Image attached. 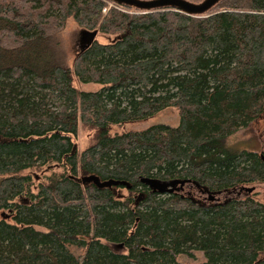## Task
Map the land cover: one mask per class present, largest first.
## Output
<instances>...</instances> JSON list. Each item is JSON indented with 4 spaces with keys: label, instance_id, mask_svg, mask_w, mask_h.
Here are the masks:
<instances>
[{
    "label": "trees",
    "instance_id": "trees-1",
    "mask_svg": "<svg viewBox=\"0 0 264 264\" xmlns=\"http://www.w3.org/2000/svg\"><path fill=\"white\" fill-rule=\"evenodd\" d=\"M108 1L0 0V264H185L194 250L197 264H264V202L237 193L264 182V150L224 145L264 107V0L203 15ZM68 19L104 37L70 64L55 39ZM168 107L175 126L110 132ZM80 127L93 132L82 150ZM42 167L61 172L34 191L24 171ZM81 171L131 189L119 198ZM141 177L199 187L151 193Z\"/></svg>",
    "mask_w": 264,
    "mask_h": 264
},
{
    "label": "rangeland",
    "instance_id": "rangeland-1",
    "mask_svg": "<svg viewBox=\"0 0 264 264\" xmlns=\"http://www.w3.org/2000/svg\"><path fill=\"white\" fill-rule=\"evenodd\" d=\"M200 0L194 1L198 2ZM108 7L113 5L110 1L107 2ZM107 8H104L102 12L106 13ZM83 29V27L78 26L72 19H68L64 28L60 30V32L56 35L55 39L59 42L61 47L64 60L67 64H70L80 47V34L79 31ZM97 39L104 40V37L101 35H97ZM74 84L80 89L86 91L97 90L99 88L98 85L93 83L83 84L79 83L77 80L74 81ZM178 112L173 107H168L158 112L154 116L134 122H126L120 126H111L110 132H121V131H137L144 129L151 124L155 123H164L167 125L175 126L178 123ZM93 132L86 127H80L78 129V134L76 136V145L78 150L84 149L89 143L92 141ZM224 145L231 150H240L247 149L251 151H255L257 154H260L262 150H264V107L262 112L256 117L253 121H251L248 126L243 127L228 136L224 140ZM28 173L32 177L33 182V190H36V185L39 182H44L46 177L50 174L59 173L61 169L52 167L50 170H45V167L42 168H34L24 171ZM80 175V173H79ZM78 175V176H79ZM246 187H254V189L247 193L244 190L239 193L238 196H244L245 194H250L254 199L264 202V182H256L250 185H246ZM124 196L128 194L126 189H121L119 191ZM136 195V194H135ZM1 213V212H0ZM113 249L116 248L113 244L110 245ZM70 250L74 252L76 255H81L83 253V248L78 246H69ZM116 250V249H115ZM118 251H121L119 249ZM176 259L180 263H192L197 264L204 261V256L201 251L194 250L192 251V256L186 254H180L176 256Z\"/></svg>",
    "mask_w": 264,
    "mask_h": 264
},
{
    "label": "water",
    "instance_id": "water-1",
    "mask_svg": "<svg viewBox=\"0 0 264 264\" xmlns=\"http://www.w3.org/2000/svg\"><path fill=\"white\" fill-rule=\"evenodd\" d=\"M110 1L129 7H134L142 11H155L162 8H174L190 15H203L207 13L212 7H214L221 0H200L198 2H194L190 0H110ZM79 33L81 35V45H80L79 53H82L94 42V40L97 37L98 31L97 29L89 30L83 28L80 30ZM126 34L127 33H124L121 36H124ZM121 36L118 37L120 38ZM81 181L84 185L86 183H92L98 189L112 188L116 186H125L127 189L131 187V184L128 181L115 180V179H102L100 176L94 173H90L82 176ZM140 182L146 185L151 193L169 194L178 188L177 187L178 184H180V187H182V185L185 182H189V180L188 179L163 180L155 177H141ZM253 189L254 187L244 186L239 189V192L244 190L245 192L250 193ZM208 193H209V199H213L215 193L214 192H208ZM140 198H141V194L137 196V201L140 200Z\"/></svg>",
    "mask_w": 264,
    "mask_h": 264
},
{
    "label": "flooded vegetation",
    "instance_id": "flooded-vegetation-1",
    "mask_svg": "<svg viewBox=\"0 0 264 264\" xmlns=\"http://www.w3.org/2000/svg\"><path fill=\"white\" fill-rule=\"evenodd\" d=\"M80 32V31H79ZM80 34V33H79ZM80 45H81V35H80ZM80 51V47H79V49H78V51L76 52V54H78V52ZM87 174H90V173H87V172H85V171H81L80 172V175L77 177V179L78 180H80L81 181V177L82 176H84V175H87ZM103 179V178H102ZM81 183H82V181H81ZM83 184V183H82ZM84 185V184H83ZM85 185H93L92 183H86ZM192 185H195L196 187H199V185L198 184H196V183H194L193 181L191 182L190 180H189V182H185L183 185H182V187H180V184H178L177 185V189L176 190H174L173 192H172V194H179V195H181V196H183V195H191V196H195L196 195V191H194V187H191ZM94 186V185H93ZM203 188V193L206 195V197H207V199L209 200V201H214V200H217V198L220 196L221 197V194L219 193V192H214L215 194H214V198L213 199H209V193H208V191L205 189V187H202ZM104 189V188H103ZM106 189H109V190H111L114 194H116L117 195V197H119V198H122V197H124V195L123 194H121L119 191L121 190V189H126V191H128V190H130L131 189V187L129 188V189H127L125 186L124 187H120V186H116V187H112V188H106ZM136 194V195H135ZM139 194H141V198H140V200L142 199V198H144L145 197V194H144V192H142V191H136L135 193L133 192L132 193V197L134 198V204H137L140 200H138L137 201V196L139 195ZM171 194V193H170ZM205 197V198H206ZM4 216H6L5 214H3ZM120 249V248H119Z\"/></svg>",
    "mask_w": 264,
    "mask_h": 264
}]
</instances>
